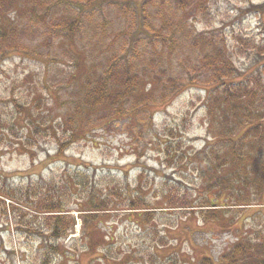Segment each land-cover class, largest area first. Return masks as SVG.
Segmentation results:
<instances>
[{"label":"trees","instance_id":"16d2710c","mask_svg":"<svg viewBox=\"0 0 264 264\" xmlns=\"http://www.w3.org/2000/svg\"><path fill=\"white\" fill-rule=\"evenodd\" d=\"M211 1L0 0V63L12 57H34L43 75L49 76L41 80V87L52 98L50 105H44V96L38 91L24 104L16 101L12 106L7 105L0 113V134L15 135L21 130L22 122L24 136L12 146L33 151L26 152L32 158L40 140L49 139L55 146V155L64 156L76 143L88 141L93 132L109 129L124 118L130 125L134 124L133 129L144 127L138 133L130 129L140 144L145 141L146 132L153 128L145 127L153 122L151 107H164L190 85H200L198 89L206 95L208 142L194 155L188 152L182 153V157L186 160L191 157L188 163L197 171L206 194L214 193L216 199L223 194L228 196L223 206L213 203L209 197L204 199L197 206L202 221L218 220L216 211L230 208L229 202L242 210L263 205L264 43L258 42L256 36L234 33L237 44L230 47L225 38L211 39L210 32L195 33L190 20L195 13L204 12ZM248 2L263 17L264 24V4H255V0ZM106 10L115 11L119 22L122 19L125 23L120 22L118 31H111L114 36L103 41L110 32L109 26L114 24ZM98 28L99 33L93 36ZM35 34H41L43 41L33 44ZM98 35L103 40H97ZM81 37L87 39L88 46L82 44ZM42 45L46 50L61 48L66 58L61 64L60 80H53V84L50 61L60 56L44 61L37 59L50 58L40 52ZM148 47L155 56L150 63L145 62L143 52ZM104 48L109 50L105 52ZM187 48L202 51L200 62L187 66L180 59L179 67L188 70L177 76L170 75L162 66V54L179 52L180 55ZM240 51L241 56L254 57L253 69L241 71L236 66L234 54ZM251 51L253 55L249 54ZM98 60L101 66L96 70ZM61 83L74 87L66 99ZM141 87L145 94L138 101ZM156 89L161 91L160 101L151 96ZM57 105L64 108L59 107L60 111L56 112ZM46 106L52 110L44 111ZM146 118L149 122H145ZM171 146L167 147L170 157ZM173 153L174 158L180 157L178 150ZM77 168L81 169L80 174L66 175L64 171L59 181L54 177L39 179L18 188L8 183L12 179L10 174L0 172V180L3 178L5 182L0 185V224L8 229L15 225L24 240H30L33 235V240L39 241L37 253H42L43 264L66 255L62 243L75 231L73 210L83 216L88 233L92 232L90 228L99 215L111 214L113 208L139 213L148 205L139 197L124 199L121 190L100 196L104 190L92 179L90 172L94 168L89 164H80ZM8 201L12 206L7 205ZM189 208L196 209V206L185 207ZM150 210L144 215L146 222L154 221V208ZM86 245L87 249L92 247V244ZM220 261L203 258L199 263L264 264V240H240Z\"/></svg>","mask_w":264,"mask_h":264},{"label":"rangeland","instance_id":"374dc122","mask_svg":"<svg viewBox=\"0 0 264 264\" xmlns=\"http://www.w3.org/2000/svg\"><path fill=\"white\" fill-rule=\"evenodd\" d=\"M255 4H264V0H255ZM249 8L248 0H212L204 8V12L195 13L190 25L197 34L210 32L211 39L225 38L230 47L237 44L233 40L234 33L250 38L256 36L258 42L264 43L263 17L256 14L255 9L250 8V11ZM105 13L110 14L114 24L109 26L110 32L104 40L101 35L97 36V40H110L114 31L117 32L120 28L119 25L125 23L122 19L119 22L115 11L106 10ZM99 31L98 28L93 36ZM32 41L33 44L42 42L41 34H35ZM80 41L88 46L86 38L81 37ZM44 47L45 45L40 47V52L50 55V58L37 59L44 61L60 56L58 60L50 61V82L53 84V80H60V70H63L61 64H64L66 58L61 48L56 51L53 47L52 50ZM104 49L105 52L109 50ZM150 49H143L145 62L155 59ZM241 52L234 54L236 66L241 71L253 69L254 57L241 56ZM178 53L174 55L166 52L160 58L162 66H165L170 75L177 76L188 70L179 67L180 59L181 64L191 66V63L198 60L200 62L203 57L202 51L190 48L181 51L180 55ZM249 54L253 55L252 51ZM98 62L95 63L96 70L101 66L99 60ZM69 66L68 60L67 67ZM43 78L49 79V76L43 75L34 57H12L1 62L0 113L4 111L3 108L12 106L16 101L24 104L38 91L44 96V105H50L52 98L41 87ZM199 86L190 85L189 89L175 99L168 100L164 107H151L153 122L146 118L145 122L149 123L145 127L150 125L153 128L146 132L145 141L140 144H137L130 133L134 124L130 125L124 118L121 123L111 125L109 129L93 132L88 141L76 143L64 156L55 155V146L49 139L40 140L32 158L26 152L33 151L12 146L24 136L22 122L19 124L22 131H17L15 135L8 137L0 134V172L10 174L12 179L8 183L17 188L33 184L39 179L54 177L59 181L64 171L67 172L66 175H77L81 172L77 168L80 164H89L94 168L93 173L90 172L92 179L104 190L100 196L121 190L124 199L135 196L148 204L139 213L113 208L111 214L99 215L95 225L90 228L92 232L88 233L83 226V216L77 210H71L76 220L78 216L80 223L77 222L74 233L62 243L66 255L63 259H53V262L46 258L44 263L47 260L46 264H200L203 258L221 263V258L238 241L254 238L264 240V204L242 210L229 202L230 208L216 211L218 220L204 222L201 219L197 206L204 203V199L209 197L213 203L223 206L228 196L223 194L216 199L214 193L211 196L206 194L197 171L188 163L191 157L188 156V160L182 157V153L191 152L194 155L208 142L205 126L206 95L203 90L198 89ZM60 88L65 99L74 90L71 84L67 86L61 83ZM154 93L151 96L155 95L156 100L160 101V89H156ZM144 94L142 88L137 100ZM57 107L56 112H59V107L63 106ZM51 110L48 106L44 108V111ZM133 130L138 133L144 131V127ZM169 145H172L171 157L167 153ZM175 150L180 152L179 158H174ZM4 184L2 178L0 185ZM7 205L12 206L9 201ZM191 206H196V209H185ZM152 207L155 212L154 221L146 222L147 217L144 215ZM11 212L14 218L13 209ZM24 239L15 225L12 224L8 229L0 224V264H43L40 257L42 253H37L39 241L36 238L34 241L33 235L30 240ZM87 243L92 244L90 249H87Z\"/></svg>","mask_w":264,"mask_h":264}]
</instances>
